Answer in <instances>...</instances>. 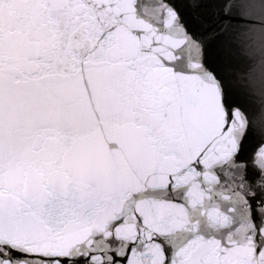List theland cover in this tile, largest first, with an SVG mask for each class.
Segmentation results:
<instances>
[{
	"label": "snow or ice",
	"instance_id": "6c2138e0",
	"mask_svg": "<svg viewBox=\"0 0 264 264\" xmlns=\"http://www.w3.org/2000/svg\"><path fill=\"white\" fill-rule=\"evenodd\" d=\"M0 264H264V0H0Z\"/></svg>",
	"mask_w": 264,
	"mask_h": 264
}]
</instances>
